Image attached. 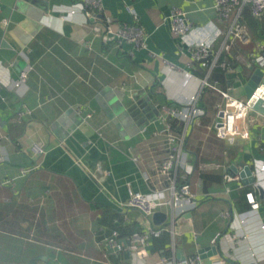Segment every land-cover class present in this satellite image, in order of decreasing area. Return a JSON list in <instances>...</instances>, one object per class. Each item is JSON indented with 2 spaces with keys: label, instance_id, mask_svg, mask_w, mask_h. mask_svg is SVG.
Wrapping results in <instances>:
<instances>
[{
  "label": "crops",
  "instance_id": "crops-1",
  "mask_svg": "<svg viewBox=\"0 0 264 264\" xmlns=\"http://www.w3.org/2000/svg\"><path fill=\"white\" fill-rule=\"evenodd\" d=\"M80 1L0 0V202L22 194L43 201L52 195L56 206L64 202L68 215L76 216L90 258L130 264V254L111 252L106 238L114 231L129 238L152 225L139 210L118 205L135 192L151 190L147 164L133 157L156 140L162 104L195 94L207 80L199 100L206 111L203 125L190 128L186 141L194 165L189 180L200 204L176 227L177 258L179 250L189 258L200 254L216 239L221 256L235 264H264V172L256 166L264 164V115L251 111L245 122L248 139L229 142L210 129L224 93L246 100L244 85L258 67L254 57L264 44V15L254 16L249 6L242 9L238 28L248 34L243 41L224 35L231 21L218 17L214 0H103L100 26L108 15L116 24L144 28L147 48L135 49L106 44ZM175 7L193 26L185 38L171 30ZM202 40L214 41V54L197 62L191 45ZM29 67L27 81L15 88L14 81ZM120 106L136 108L124 115ZM35 142L46 148L38 158L30 152ZM200 163L220 166L200 170ZM232 165L239 171L250 166L256 182L229 174ZM226 174L234 179L227 181ZM22 227L26 230L27 222ZM164 236V245L152 240L145 264L172 255V236ZM0 264L12 263L0 256ZM25 264L73 263L56 250Z\"/></svg>",
  "mask_w": 264,
  "mask_h": 264
},
{
  "label": "built area",
  "instance_id": "built-area-1",
  "mask_svg": "<svg viewBox=\"0 0 264 264\" xmlns=\"http://www.w3.org/2000/svg\"><path fill=\"white\" fill-rule=\"evenodd\" d=\"M80 3L87 20L93 21L95 32L102 36L106 44L114 43L121 46L127 43L135 49L147 48L146 32L142 26L137 23L116 24L111 16L106 15L104 27H102L98 23V17L104 13L103 0H81ZM214 4L218 17L221 20L231 21L224 34L227 38L233 36L243 41L248 40L247 32L238 28V19L245 6H249L252 14L256 17L264 15V0H214ZM70 13L73 14L74 10ZM233 13L235 14L234 17ZM170 21L172 33L177 37L185 38L193 30L187 13L180 8L172 9ZM9 23V19H4L5 25ZM191 49L194 61H204L214 54V41L196 42L191 45ZM150 55L158 57L152 51ZM254 61L259 68L264 69V44L260 45ZM163 62L169 67L175 68V65L168 60L164 59ZM31 68L29 67L20 73L18 80L14 81L15 88H20L25 84ZM188 76L190 77L192 74L189 73ZM207 85V80H203L195 94L184 99L168 100L162 104L157 119L161 129L154 132L156 140L147 145L143 152L133 157L135 162L147 164L149 170L145 174V178L151 185V190L149 192H135L127 201L119 202L118 205L123 210H139L152 225L143 231L133 233L129 238L120 236L118 231H114L111 236L106 238V243L111 252H129L130 264H137V261L145 264L152 239L161 237L165 232H169L172 236V255L161 258L155 264H235L223 256L212 260H204L201 254L191 258L186 257L185 260L177 258L175 241L179 233L176 227L181 218L192 212L200 204V199L191 189L189 173L193 170L194 165L189 159L186 141L190 128L203 125V117H205L206 111L199 105V100ZM224 97L225 103L210 129L215 131L217 138L229 142H234L237 138L248 139L250 131L246 128L245 122L253 108L248 104V101L228 93H224ZM175 122L182 123L180 131L175 128ZM30 152L33 158H38L45 154L46 148L41 142H35ZM2 160L3 158H0V161ZM257 163H259L256 164L257 169L264 172V164ZM198 165L200 170H210L220 166L216 163H200ZM35 168L36 166L25 168L22 170V174L27 175ZM225 179L231 181L234 177L226 174ZM256 185L259 186L258 183ZM249 196L251 204L257 208L258 204L254 201L251 193ZM158 211L165 212L167 217L163 223L156 225L152 218ZM234 236L236 237V234ZM215 244L216 239L212 241V246ZM105 264L122 263L107 261Z\"/></svg>",
  "mask_w": 264,
  "mask_h": 264
},
{
  "label": "trees",
  "instance_id": "trees-1",
  "mask_svg": "<svg viewBox=\"0 0 264 264\" xmlns=\"http://www.w3.org/2000/svg\"><path fill=\"white\" fill-rule=\"evenodd\" d=\"M174 125L178 131L182 129V123L175 122ZM45 197L44 201L31 200L22 194L20 198H14L9 203L0 202L1 258L12 264H25L38 254L50 255L58 250L73 264H105L104 257L90 258L92 250L84 241L85 234H81L75 227L76 216L68 215L67 204L59 202L58 207L54 204L52 195ZM97 220L98 223L104 222L99 218ZM23 222L28 224L26 230L22 227ZM23 237L30 240L26 242ZM152 240H161L164 245L167 238L164 236Z\"/></svg>",
  "mask_w": 264,
  "mask_h": 264
},
{
  "label": "water",
  "instance_id": "water-1",
  "mask_svg": "<svg viewBox=\"0 0 264 264\" xmlns=\"http://www.w3.org/2000/svg\"><path fill=\"white\" fill-rule=\"evenodd\" d=\"M244 96L253 110L264 115V69L259 67L255 68L252 76L244 85ZM135 108V106L129 108H126V106H120L118 111L123 112L125 115L126 113L128 114L129 112L134 111ZM227 171L231 175L239 173L244 183L256 182V176L250 166H246L243 170L239 171L235 165H232ZM166 217L167 215L165 212L158 211L153 215L152 219L154 224L159 225L166 220ZM200 254L204 260H212L221 256L217 245L204 248ZM125 256L129 257V252H126ZM178 257L180 260L186 259V256L181 250L178 251Z\"/></svg>",
  "mask_w": 264,
  "mask_h": 264
},
{
  "label": "rangeland",
  "instance_id": "rangeland-1",
  "mask_svg": "<svg viewBox=\"0 0 264 264\" xmlns=\"http://www.w3.org/2000/svg\"><path fill=\"white\" fill-rule=\"evenodd\" d=\"M219 242L222 244V242H221V241H219ZM221 251L223 252V254H222V255L226 256V254H225V253H226V251H225V249H224V247H223V246L221 247Z\"/></svg>",
  "mask_w": 264,
  "mask_h": 264
}]
</instances>
